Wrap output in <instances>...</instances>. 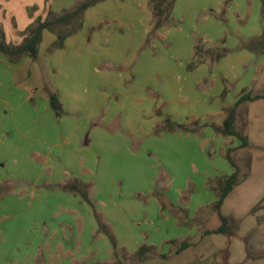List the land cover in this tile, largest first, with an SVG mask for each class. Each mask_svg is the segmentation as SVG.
<instances>
[{
    "label": "crops",
    "instance_id": "crops-1",
    "mask_svg": "<svg viewBox=\"0 0 264 264\" xmlns=\"http://www.w3.org/2000/svg\"><path fill=\"white\" fill-rule=\"evenodd\" d=\"M84 1L87 0H0V25L7 44L20 45L37 19L45 21L50 13L61 17ZM260 2L231 0L224 7V0H176L170 22L154 29L149 0H102L79 17L55 24L58 30L54 25L53 31L43 32L39 52L53 48L57 32L67 34L63 46L53 48L49 56L50 71L58 77L54 91L48 89L50 79L44 80L49 95L59 98V116L50 99L33 103L31 95L37 88L19 90L20 84L32 78L29 67L37 60L0 53V264H102L100 254L106 256V263L116 264L107 257L109 253L112 256L109 244H103L104 251L99 248L102 238L98 222L110 230V202L116 199L117 177L132 195L140 187L152 192L155 185L154 179L149 183L145 175L144 180L141 178L140 172L146 167L137 160L143 157L123 162L118 147L127 150L132 143L136 146L142 137L140 127L148 133L157 120L161 123L164 116L156 117L158 109L170 115L176 125L192 124L193 130L202 131V139L220 138L223 155L218 159L219 168L207 171L200 186L207 185L205 177L209 176L214 178L210 187H215V182L220 185L224 177L236 171L224 158V144L231 136L217 134L214 129L224 117L221 111L232 103V94L226 100L220 98L227 95L222 83L226 79L221 73L223 60L218 62L221 58L213 57L208 61L196 56L195 49L200 44L186 35L181 38L184 25L179 26L176 20L183 13L190 12L194 18L202 11V35L212 33V16L222 13L244 18L249 13L250 30L255 17L258 19ZM64 25L70 26L69 30ZM224 47L225 43L210 50H225ZM61 69L64 72L60 74ZM212 81L215 82L210 88ZM142 116L150 120L146 122ZM136 172L139 178L132 176ZM259 173L264 174V155L254 154L247 178L234 187L224 202V216H233L239 207L246 208V212L253 209L257 202L253 180ZM72 185L83 187L88 200ZM131 194L124 206V225L138 213L131 211L137 202ZM248 195L254 198L243 203L239 200ZM172 200L170 196L168 202L173 205L176 201ZM147 203L155 208L154 198ZM114 207H118L116 203ZM100 208L110 220L105 219ZM130 246L128 254L132 255L140 245Z\"/></svg>",
    "mask_w": 264,
    "mask_h": 264
},
{
    "label": "rangeland",
    "instance_id": "rangeland-1",
    "mask_svg": "<svg viewBox=\"0 0 264 264\" xmlns=\"http://www.w3.org/2000/svg\"><path fill=\"white\" fill-rule=\"evenodd\" d=\"M230 1L224 0V7ZM262 8L260 4L258 19L255 17V23L250 25V30L247 29L251 18L249 13L242 18L225 14L223 16L218 12L219 15L212 16L211 19V23L215 21L212 33L202 35L203 28L199 27L203 18L202 11L194 18L190 12L183 13L182 17L176 20L179 26L184 25V31L181 32L180 37L186 35L196 44H200L196 46V56L213 61V57L218 53L221 55L218 62L223 60L221 66L224 68L221 73L226 79L222 83L227 95L220 98L226 100V97L232 94L230 97L232 103H229V108L233 107L236 99L242 95L262 97L255 101H245L236 110V121L233 128L247 138L248 146L241 147V142L234 136L227 137L224 144L227 153L229 152L232 160L240 169L241 178L248 174L250 160L254 154L264 155V55L262 54L264 15ZM64 27L68 30L70 28L65 25ZM58 28V25L54 26V29L58 30ZM256 34L261 37L259 39L251 37ZM164 38L166 39L167 36ZM224 43L225 50L216 49L217 51L214 52L210 50L224 46ZM210 45L212 47H209ZM43 52L45 53L39 54L37 62L29 67L32 69V78L29 81L26 80L25 84L19 85V90L37 88V92L31 95L35 104L43 100L49 102V92L46 85L44 86L46 77L50 79L48 89L52 91L56 88L54 80L58 78L50 71L48 63L49 56L54 53L53 48H47ZM31 69H28L29 73ZM59 72L61 74L64 69ZM214 82H211L210 88L213 87ZM241 83H243L242 86H240ZM24 94H26L25 90ZM220 114L224 116L220 124L223 125L228 113L223 110ZM155 115L157 118L164 116L161 123L157 120L148 133L144 127H140L142 137L135 142L136 146L132 143L131 148L123 150L122 147H118L117 151L123 158V162L127 158L142 156L141 160H137L144 162L146 167L144 172H140L141 178L143 177L142 180H144L145 175L149 183L154 179L155 185L152 192L142 191L140 187L139 192H133L132 195L131 192L128 193L126 185L118 182L119 177H117L116 199L113 203L110 202V211L113 213L109 221L111 222L110 232L116 241V246L104 230L105 227L98 222L99 238H102L99 242L100 250H105L104 243L109 244L112 256H109V253L107 257L112 258L113 262L119 263L120 261L123 264H264V174H257L253 180V185H256L253 192L257 201L253 209L246 212V208L239 207L235 210L238 213L232 211L231 213L236 214L225 216L230 219L227 228L222 233H216L222 226V220L214 208L220 190L215 187H220V185L219 182H215V187L213 185L210 187L209 185L214 181L211 176L205 177L208 186H200V184L207 171L212 172L219 168L218 159H221L223 155L222 147L218 144L220 138H217L218 140L215 138L213 140L202 139V131L191 129L192 124H188L190 128L187 130H169V121L172 126H176L171 121L170 115L166 112L165 115L161 114L160 109L155 112ZM142 118L146 122L150 120L148 117L146 119L142 116ZM214 118L211 116L212 120ZM114 131L123 135L120 129ZM133 175L135 178L140 177L138 172L136 175L132 173ZM129 194L137 201L132 205L131 211L138 210V213L128 218L129 220L127 219L124 225L123 219L126 214L124 206L128 205L126 203ZM170 196H173L172 201L174 199L176 201L173 205L169 203ZM249 197L254 198L248 195L239 200L243 203L244 200L248 201ZM152 198L155 201V208L151 207V203H147ZM212 198L215 201L212 202ZM104 201L107 203L106 199ZM115 203L118 207H114ZM157 204L159 207L156 208ZM191 204H193L192 207ZM196 204H203L204 207L198 208L194 206ZM100 206L104 207V203H100ZM104 209L101 210L105 216L106 209ZM105 219L110 220L106 216ZM183 243H187L188 247L177 252ZM135 244L140 245L137 252L132 255L128 254L130 245L135 246ZM144 246L149 249L140 255L139 250ZM105 258L106 256L100 254L99 262L109 264L105 262Z\"/></svg>",
    "mask_w": 264,
    "mask_h": 264
},
{
    "label": "trees",
    "instance_id": "trees-1",
    "mask_svg": "<svg viewBox=\"0 0 264 264\" xmlns=\"http://www.w3.org/2000/svg\"><path fill=\"white\" fill-rule=\"evenodd\" d=\"M100 1L102 0L84 1L80 5H78L77 8L74 9L72 12H69L61 17L53 16V14L50 13V15L45 21H41V19H37L30 26V28L27 29L26 32H28V35L24 38L23 42L20 45L7 44L5 33L2 29V26L0 25V53H3L8 56H13L15 58L22 57V56H29L33 60H37L40 54L39 47L42 42L43 32L45 30L53 31V26L55 24L66 23L71 18L79 17V15H81L87 8L97 4ZM175 3H176V0H149V7L152 11L153 19H154V29H159L167 25L170 22L169 21L170 15H171V12H172V9ZM262 6H263V15H264V0H262ZM34 24H35V27H34ZM66 36L67 34L65 33L57 32V41L54 43L53 48H61L63 46V41L66 38ZM262 46H263L262 52L264 54V33H263ZM219 58H221V55L218 53L217 56L214 57V59H219ZM260 98L262 97L261 96L251 97L249 95L242 96L235 103L233 107L226 109L228 115H227V118L223 121V125L214 126L216 133L223 135V136H234L241 142V147H247L249 143L247 138L243 137L233 128L234 123L236 121V110L239 107V105H241L243 102L255 101ZM49 99H50L51 106L56 112V114L58 116L61 115L62 106H61L58 96L56 94L50 93ZM169 123H170L169 130H175V129L187 130L190 128L189 126H183V125L172 126L170 121ZM226 158L229 160L232 166L236 169V171L232 175L224 177L223 181L220 182L218 200L215 202L214 208L222 220V226L219 227L216 233L224 232V229H226L230 223L229 222L230 219L225 217L222 213V206L224 205L226 198L230 195L234 187L239 185L244 180V178L248 176L247 174L244 176V178L240 177V169L237 167L236 163L232 160L229 152L226 154ZM72 187L74 189L79 190L83 198L88 200L87 191L83 187L79 185H72ZM101 225L105 227L104 230L108 233V236L112 240V243L114 244V246H116V241L114 240L113 235L111 234L110 230L107 228V225L103 223H101ZM186 247H188V244L183 243L177 252H180ZM148 249L149 247H146V246L142 247L139 250V254L143 255L146 251H148ZM116 264H123V263H116Z\"/></svg>",
    "mask_w": 264,
    "mask_h": 264
}]
</instances>
